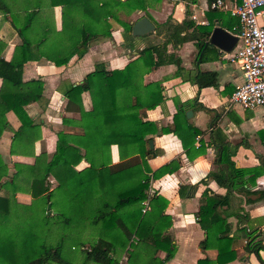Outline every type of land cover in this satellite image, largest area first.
<instances>
[{
    "label": "trees",
    "instance_id": "trees-1",
    "mask_svg": "<svg viewBox=\"0 0 264 264\" xmlns=\"http://www.w3.org/2000/svg\"><path fill=\"white\" fill-rule=\"evenodd\" d=\"M57 2L61 4V30L78 39L84 48L92 41L111 36L108 17L122 27L123 43L128 45L133 37L130 34L133 20L121 17L120 10L126 16L133 10H144L154 23V31L162 26L168 27V31L160 43L144 45L122 67L107 68L104 61H98L79 82L59 88L65 98L63 109L77 113V117H61L63 127L55 131L51 153L41 151L32 164L15 161L14 171L8 177L7 164L0 156V264H162L173 254L175 241L168 230L171 225V217L165 212L168 200L152 186L151 180L172 168L166 163L156 168L149 166L147 155H155L158 150L149 148L148 139L155 132H172L188 159L203 149L194 146V137L201 130L187 121L183 101L177 104L169 126L157 127L154 120L146 117V109L162 104L164 98L159 82L144 81L143 75L162 63L179 65L177 56L166 51L168 42L176 46L194 39L197 49L204 50L208 46L203 40L214 20L229 29L237 26L238 20L228 13L226 16L219 8L207 7L204 11L207 22L195 24L187 17L185 7L181 21L168 16L163 23H157L147 13L145 0H49L51 5ZM38 8L41 7L36 5L25 11L16 24L7 1L0 0V11L11 12L8 23L12 26H6L9 33L0 37V48L14 31L20 37L9 59L0 53V120H5L4 112L11 109L20 122L13 130L11 153L32 154L33 143L39 138V125L24 106L42 99L43 82L40 78L22 80L23 63L42 56L61 65L74 54L56 41L59 31L51 32L47 24L39 22ZM36 26L42 30L32 41L26 33ZM51 38L55 42L45 44ZM200 58L198 54L195 56L197 61ZM210 82L208 78L206 83ZM83 91L89 94L87 109L81 101ZM4 126L0 124V133ZM24 134L30 135L29 140L24 141ZM111 144H117L119 156L124 159L111 163ZM214 145L215 168L209 172L210 176L227 191L241 193L245 203L248 202L250 199L245 195L253 192L249 187L262 172L261 165L236 166L230 157L235 145L231 148L226 141ZM131 146L135 150L125 158L124 150ZM81 159L88 164L75 169ZM194 190V185L179 184L177 194L190 196ZM17 191L28 193L30 201L27 204L16 201ZM226 193L221 195L207 187L200 192L194 213L203 230L198 246L213 247L216 255L213 259L199 257L197 264H232L236 256L235 236L230 234L226 220L229 213L222 209L227 204ZM234 214L241 222L237 229L246 238L245 250L253 252L264 264L259 255L264 246L260 229H246L245 212ZM158 250H164L166 256L157 255Z\"/></svg>",
    "mask_w": 264,
    "mask_h": 264
},
{
    "label": "crops",
    "instance_id": "crops-1",
    "mask_svg": "<svg viewBox=\"0 0 264 264\" xmlns=\"http://www.w3.org/2000/svg\"><path fill=\"white\" fill-rule=\"evenodd\" d=\"M6 1L11 12L15 15L16 24L22 20L25 11L30 10L32 6L34 8L36 5L41 7L38 8L40 11L39 22L42 25L47 24L51 32L59 31L56 41L66 50L74 51L66 64L55 65L42 56L23 63L22 80L40 78L43 82L42 99L29 102L24 106L33 122L39 125V138L33 143L34 152L32 154L11 153L9 147L13 130L20 122L11 109L4 112L5 120H0V124L6 125L0 133V156L7 164L8 177L14 171L13 163L15 161L32 164L35 156L39 155L41 151L51 153L54 150L55 131L63 127L62 116L77 117V113L63 109L65 98L59 88L65 87L68 83L79 82L98 61H104L107 68L122 67L129 59L137 55L138 49L146 45V40L142 39V35L148 33L134 35L131 39L133 48H129L123 43L122 27L114 19L108 17L111 36L92 41L84 48L78 39L61 30V4L59 2H57L59 4L51 5L49 0ZM185 7L188 11L187 17L192 19L195 24L207 22L204 15V11L208 7L206 0H145L147 13L157 23H163L168 16L174 21H181L185 16ZM219 10L226 16L228 14L234 16L225 8ZM11 12L4 14L0 11V34H2L0 37L2 38H5L9 33V30L5 28L10 25L8 21L11 19ZM119 15L123 18L128 17L132 21L145 14L144 10L137 9L131 11L127 16L120 10ZM214 25L221 26L217 20H214ZM190 28L188 27V30ZM223 28L233 33V28H231L232 30ZM41 30V26H36L29 30L26 36L34 41ZM167 31L168 27L165 26L160 27L158 31L155 30L157 39L153 42L160 43ZM19 40V35L14 31L4 46L0 48L4 59L11 57L13 47ZM203 41L208 46L204 50L203 48L197 49L194 39L184 40L176 46H172L168 42L166 51L177 56L179 65L174 62L162 63L143 75L144 81L159 82L164 98L162 104L146 109V117L154 120L157 127L169 126L172 123V115L177 104L183 101L184 112L190 110L188 115L185 114L187 121L190 125L201 130V133L194 137V146L203 149L201 153L188 159L179 138L172 132L150 134L153 142L152 147L158 151L151 157L147 156L149 166L156 168L166 163L172 168L170 172H165L151 180L152 186L168 200L165 207V212L171 217V225L168 230L175 241L173 254L162 264H197L199 257L207 256L211 259L215 257V248H200L198 246V242L203 238V230L196 221L194 213L199 205L200 192L205 187L221 195L228 192L226 193L227 204L223 205L222 209L229 213L226 220L230 226V234L235 236L233 248L236 251V256L231 260V263L260 264L253 252L245 250L246 238L243 232L237 229L241 222H238L234 213H246L248 221L245 225L247 229L254 227L264 229V106L247 109L237 103L229 102V93L242 80L238 63L229 57L234 52L237 42L229 52H224L207 42V37ZM54 42L55 40L51 38L46 40L45 44ZM79 51L81 53L76 55ZM197 54L201 57L198 61L195 60ZM208 78H211L212 82L206 83ZM81 101L84 108H89L90 99L87 91L81 92ZM23 138L24 141L29 140L30 135L24 134ZM212 140L216 144L226 141L231 148L235 145V151L230 157L236 166L261 165L262 172L255 177V184L249 187L253 192L245 195L250 199L248 202L245 203V198L241 193L233 189L227 191L210 176L209 172L215 168L216 154ZM29 149L28 145L27 150ZM132 150H135L134 146L125 149L124 157H129L128 153ZM42 156L44 158V155ZM121 159L124 158H120L117 144H111V163ZM87 164L85 160L81 159L74 165V168L80 169ZM179 184L194 185L193 194L180 197L177 194ZM260 191H262L261 194ZM14 198L24 204L30 201V195L22 191L15 192ZM249 221L251 224H248ZM157 255L164 258L166 252L158 250ZM259 255L264 260V246L259 250Z\"/></svg>",
    "mask_w": 264,
    "mask_h": 264
},
{
    "label": "built area",
    "instance_id": "built-area-1",
    "mask_svg": "<svg viewBox=\"0 0 264 264\" xmlns=\"http://www.w3.org/2000/svg\"><path fill=\"white\" fill-rule=\"evenodd\" d=\"M207 5L225 8L238 20L233 27L237 45L229 57L238 63L242 80L229 93V102L247 109L264 106V0H211Z\"/></svg>",
    "mask_w": 264,
    "mask_h": 264
},
{
    "label": "water",
    "instance_id": "water-1",
    "mask_svg": "<svg viewBox=\"0 0 264 264\" xmlns=\"http://www.w3.org/2000/svg\"><path fill=\"white\" fill-rule=\"evenodd\" d=\"M154 23L145 15H141L133 20L130 28L131 35H142L148 31L153 30ZM237 40L236 35L228 31L227 29L214 25L207 36V42L215 45L217 48L224 52H229L235 45ZM190 113V110L185 112L186 115ZM148 146L152 148L153 142L152 139H148ZM148 157H151L152 154H148ZM49 202L46 203V214L50 213ZM261 239L264 241V229L259 230Z\"/></svg>",
    "mask_w": 264,
    "mask_h": 264
},
{
    "label": "rangeland",
    "instance_id": "rangeland-1",
    "mask_svg": "<svg viewBox=\"0 0 264 264\" xmlns=\"http://www.w3.org/2000/svg\"><path fill=\"white\" fill-rule=\"evenodd\" d=\"M202 3H203V2H202ZM147 33H148V34H146V35H145V34L142 35V39H145V40H146V41H145L146 44L150 43V41L153 42V41H155V40L157 39L156 36H155V35H157V34H156V32L154 31V28H153V30L148 31ZM133 37H134V36H133ZM135 37H136V36H135ZM131 39H132V38H131ZM131 39H130V41L128 42V45H127L129 48H130V47L133 48V47H132V44H133V43L131 42ZM158 39H159V41H160L161 37L158 38ZM45 208H46V205H45ZM49 209H50V208H49ZM50 210H51V209H50ZM26 212H27V209H26ZM26 212H25V213H26ZM249 220H250V219H249ZM247 221H248V220H247ZM247 221H246V222H247ZM248 224H251L250 221L248 222ZM64 253H66V252L64 251ZM121 264H123V262H121Z\"/></svg>",
    "mask_w": 264,
    "mask_h": 264
}]
</instances>
